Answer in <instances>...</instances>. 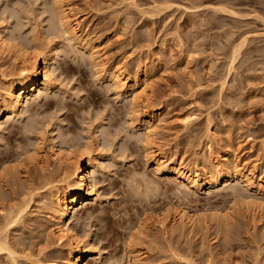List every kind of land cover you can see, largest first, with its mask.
I'll use <instances>...</instances> for the list:
<instances>
[{
    "label": "rangeland",
    "instance_id": "1",
    "mask_svg": "<svg viewBox=\"0 0 264 264\" xmlns=\"http://www.w3.org/2000/svg\"><path fill=\"white\" fill-rule=\"evenodd\" d=\"M1 31L40 63L55 49L56 88L0 117V239L13 252L0 264L67 257L50 193L73 185L69 158L89 152L99 160L95 201L67 222L87 246L80 264H264V0H0ZM77 43L96 46L95 58ZM26 64L0 49V93ZM109 68L144 83L140 102L105 78ZM58 147L70 155L63 168ZM227 152L253 169L254 187L230 180L196 191L155 166L164 156L188 176ZM175 213L194 223L162 231L157 216Z\"/></svg>",
    "mask_w": 264,
    "mask_h": 264
},
{
    "label": "bare ground",
    "instance_id": "2",
    "mask_svg": "<svg viewBox=\"0 0 264 264\" xmlns=\"http://www.w3.org/2000/svg\"><path fill=\"white\" fill-rule=\"evenodd\" d=\"M57 17V21L62 29V32L65 35H68V39L73 42L78 41L80 34L76 32L71 25L64 23L65 16H61L57 13ZM13 40H11V38L9 39L1 31L0 49L2 52L11 51L15 53L19 58L20 63L24 65L27 63L26 65H29V68L25 67L24 65H19L17 73L18 80L12 81L5 79L3 81L5 89L4 92L0 93V117L3 115H15L16 112L28 102L30 97L34 96L35 94L38 99L41 101L44 100L46 98V92L52 91L56 88V79L53 77V71L51 69L52 53L55 49L53 47H49L50 49H48L46 53L42 55V61L40 63V60L36 56L27 55L23 50V47H19L20 43H15ZM77 44L86 50L88 55H90V57L92 56V59L93 57L95 58V53L97 51L96 46L92 45L90 47L89 45L86 46L84 44L81 45L80 43ZM233 53H235L234 50ZM105 70V78L108 81H111L116 89L118 88L120 90L121 94H127L132 103L140 102L141 98L144 96V83H139L135 78V80H131L129 83H126V78L123 77L124 75L122 76V72L119 69L109 68ZM41 90H43L45 93H43ZM143 110L146 109L143 108ZM140 127L144 130L146 138L153 134L154 129L152 125L149 124V122L140 125ZM55 149H53L54 152L52 154L55 158L58 157L57 159L59 161V165L62 167L66 156L69 154H67V152V155L65 156L64 152H66V150L61 147H58L56 150ZM227 154L230 153L227 152V157H221V162L218 161L219 163H212V166L209 169L205 168L202 173H197L193 170V175L188 176L184 175L180 171V164L182 163L174 164L172 160L164 159V156H161L155 161V166L158 168L163 167L165 174L182 180L183 183H185V186L188 188H193L196 191L202 190L204 188H211L218 182H226L230 180H238L242 182L247 188L254 187L252 186V177L248 176L253 169L249 170L248 173L243 172V167H241L239 156L236 154H231L228 158ZM74 156L75 157L73 159L69 158V160L74 161L73 185L71 187L68 186L54 190L52 192L50 191L52 207L48 213V216L56 235V241L60 244H63L64 246H67L71 250L69 251L67 257H65V259L61 262V264H80L83 258H85V256L88 254L87 249H85L87 246L83 245L84 247L82 249L80 248V241L73 235V233H71L67 227V222L71 218L72 212L76 211L78 208L81 209L82 205H87L89 204L88 202H94L96 197V183L93 181V179H91L90 173L95 172L96 163L99 161L98 157L93 153L91 154L90 152L86 153L85 161L80 155ZM184 168V170L188 171V168L190 167L185 165ZM259 181H262L260 177L258 178V182ZM256 185L260 186V183H257ZM17 212L15 214H17ZM156 222L161 225L163 229L162 231H164L165 227L169 223H172L174 226L173 228H176L179 223H182L185 226L192 225V223H194L192 217L184 213H175L171 222H167L166 216L161 214L157 216ZM8 247L9 246H7L5 240L0 239V254L4 252L12 256L13 252ZM51 264L56 263L52 262Z\"/></svg>",
    "mask_w": 264,
    "mask_h": 264
}]
</instances>
